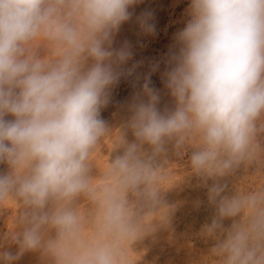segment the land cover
Wrapping results in <instances>:
<instances>
[{
	"label": "clouds",
	"instance_id": "obj_1",
	"mask_svg": "<svg viewBox=\"0 0 264 264\" xmlns=\"http://www.w3.org/2000/svg\"><path fill=\"white\" fill-rule=\"evenodd\" d=\"M137 2L0 0V162L11 168L0 175V205H19L22 229L8 234L19 252H0V264L36 249L52 264H133L132 245L167 208L161 184L173 141L178 153L191 144L192 172L215 181L216 214L204 228L217 240L211 255L218 264H264V184L227 194L219 182L253 163L264 175V0H192L168 73L175 109L161 113L145 84L147 102L133 105L129 124L136 142L119 131L113 149L123 152L100 170L92 154L114 132L100 108L118 79L114 65L130 55L106 45ZM141 26L152 30L146 18Z\"/></svg>",
	"mask_w": 264,
	"mask_h": 264
},
{
	"label": "rangeland",
	"instance_id": "obj_2",
	"mask_svg": "<svg viewBox=\"0 0 264 264\" xmlns=\"http://www.w3.org/2000/svg\"><path fill=\"white\" fill-rule=\"evenodd\" d=\"M192 0H138L129 8L130 18L123 22L111 36L109 50L127 51L130 55L122 64L114 65L118 79L105 90L106 103L100 108V119L113 129L112 136L107 137L96 148L91 159L97 169L102 170L108 159L121 155L123 149H113L119 136L123 133L128 143L136 142L129 124L134 114L133 105L147 102L144 85L147 84L159 96L158 110L173 111L175 99L167 87L168 73L175 67L181 44L178 35L191 21ZM147 19L152 30L146 31L141 22ZM40 56L45 55L43 48H38ZM5 120L15 117L6 114ZM258 140L264 147V132L258 134ZM191 144L178 153L174 141L166 145L167 154L163 169L165 180L161 184V199L167 208L162 209L154 221V231L137 240L129 251L133 264H218L211 250L217 240L204 234V228L215 218V206L208 198L209 188L215 182L192 172L189 157ZM148 149V145L143 146ZM257 164L241 165L233 174L220 178L225 184L226 193L235 190L254 191L264 184V175L257 174ZM11 171L10 165L0 162V175ZM95 175V170L93 172ZM78 204L89 207L83 197ZM0 252L8 251L13 255L19 252V246L11 242L8 234L22 230L16 224L20 213L19 205L12 200L0 205ZM231 218L222 221L224 228H230ZM55 236V230L48 232ZM221 238L223 235L221 234ZM14 264H52L42 249L25 251Z\"/></svg>",
	"mask_w": 264,
	"mask_h": 264
}]
</instances>
